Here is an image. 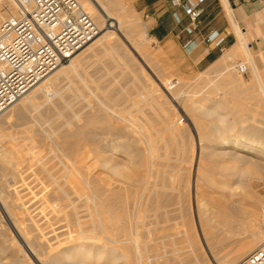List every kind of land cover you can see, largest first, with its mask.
Here are the masks:
<instances>
[{
	"label": "rangeland",
	"instance_id": "1",
	"mask_svg": "<svg viewBox=\"0 0 264 264\" xmlns=\"http://www.w3.org/2000/svg\"><path fill=\"white\" fill-rule=\"evenodd\" d=\"M92 1L94 2L97 9L106 16V26L102 30H100V33L96 34L95 37L105 33L106 30H110V32L113 31V36L116 37L115 40L117 39V43H119V46H117L119 50H117L118 52H116L121 57L119 60L122 61V63L124 62V60H127L126 62L121 64L122 66L125 65L123 66L125 67L124 70L127 73L129 72L131 76L134 74L135 76L133 75V77H135L136 81L138 80V83H142L145 85L147 84L148 87L152 86L150 88H152V91L157 94L159 100H161L162 102L161 108L159 110H163L164 112L160 111L161 116L159 118H157L158 116H152L155 122L151 123V125L148 126V130L149 134H151V138L153 139L155 137V139L153 140L160 144V150L167 149L171 153V155L168 154L170 159L169 157L167 158L170 161L172 168L174 167L175 173L178 175L176 179V185L178 187L177 192H179V195L176 194L175 196H173L172 198L174 199L171 198V200L168 201L169 204L166 200V202L162 200L160 202V205H162L160 208H158L157 211L153 209H147L148 211L146 210L143 212L142 210L140 212L142 216L141 220L143 219L144 222L142 221L143 226L140 227L138 230V238L140 240V245L144 244V248H146V250H144V248L141 250L143 256H145L144 263L147 264L148 262V264H216L214 262V258L211 255L212 253L215 256V260L218 264H235L243 258V254L245 256L250 251L254 250L257 246L262 245L260 243L264 241V171L261 168V165L264 164V158L262 157V155L253 156L251 153V151L254 150L253 148L256 147L257 149H264V96L261 94L260 88H258L259 86L257 84V81L255 80L254 74L249 67L248 59L243 56L241 62L235 60L233 61L232 65L227 66L226 68H222L219 63L207 66V60L203 61L202 63H198V59L194 57V55L190 54L192 48L191 43L180 44L176 41V43H171L168 46H162L159 41L154 40L150 36L148 29L150 19L146 16L144 6L151 0H110L113 4H115L121 9L122 7H124L123 10H121L116 16H114V18H109L103 12L100 5L95 0ZM126 2H128V5H126ZM118 15L124 16L122 24L118 23ZM144 25L147 26L148 37H143V44L137 43L133 39L131 31L139 30ZM109 37L112 38V35ZM114 37L112 39H114ZM117 54L113 57L114 59H118L119 56ZM92 58L95 59V57ZM101 62V60L94 61V64H92V62H86V65L88 63L93 66H86L88 68L91 67V70H89L90 68H83L82 74L84 76H87V78L90 79L91 77V79L93 78L92 80H94L97 76V72L95 71V68H97L96 64L99 67V64H101ZM257 62L262 67V72L264 73V52H260L258 54ZM68 63H66L65 65H67ZM240 63H247V71L245 73H242L238 70L237 65ZM65 65H59L54 70H57ZM95 72L96 74H94ZM142 75L144 76L142 77ZM231 76H234L233 79ZM92 80L91 82L93 84H88H90L91 86L93 85L92 87H95V81ZM226 80H230V84H222L224 82H227ZM63 82H65V85L67 84L68 88L69 86L71 87L69 88L71 89V91L69 92H72L74 88L76 89L79 84V81L76 80V78L72 77L71 80L70 78H66ZM215 82L219 84V88H215ZM132 83L133 82H130L128 83V85L131 86ZM226 86L228 87V89L226 88ZM57 88L58 87L54 89L51 88V92H49L50 94L49 96H47L48 98H43V101L41 100L38 102L39 107H36V105L35 107L39 108L40 110L44 107V105L48 103L46 101H49L50 97L51 100H53V96H61L64 89L63 87H59L60 90H58ZM225 88L228 90L227 92ZM223 91L226 94H224ZM70 95L72 94H68V97L66 96V98H64V100L60 103V109L62 108V114L58 115L60 112L59 111L58 114L55 115L57 117L53 116L52 118H47V115H45L43 111L40 112L34 110V112L32 111V113L34 114L32 115L33 117L24 120L22 119V121L21 119L20 121L14 119L12 120V123L14 122L13 124H8L7 129L11 139L7 138L6 142H3L4 144L1 143L2 146L7 148V146L10 145L8 147L12 148L15 151H20L21 149L20 154L19 152L16 153L17 157L20 158L28 155V157H26L27 161H31V159L36 161H34L35 163H27V161H24L19 164V171H22L20 172L22 174H20V176L17 178L18 180L13 179L10 175L7 178V180L11 183L10 184L8 182L9 184L7 189H12L11 191L13 192L9 195L10 197L12 196L13 201H9L10 203H8L10 206L7 207L8 211H11L10 213L12 217V213L14 214V218L11 217V219L14 221L15 216L18 215L20 219L18 218V216L16 217V219L20 221L21 227L24 225L22 228H25L27 226L31 218L32 220H36V218L38 219L35 222H37L38 226H40L41 229L46 232L45 234H43L44 242L42 246L39 247L40 249L38 248L41 253L39 252V255L38 253L36 254L37 258L43 256L44 260L42 258L39 259L41 263H49V257L52 255L55 257V264H140L135 259L136 252L132 251L134 247H131V245L129 244H122L125 247L127 245V248L125 249V247L121 246V244H114L113 242L111 243L109 242V240L105 239L106 237L102 234V232L99 231L96 226L93 213L90 211L91 209L86 206V202L84 203L86 199L79 200L78 198H74V200L71 201L70 199L63 198L62 201H57V203L60 202L59 204L63 205V207L58 209L50 205H47V207L45 206V204H48L49 202H56L55 199H49L52 198L51 195H48L46 194L47 192H45L46 189H48L47 186L50 184L49 182L51 181V179H49L50 175L54 174V172H52L53 169L55 171L56 168L57 172H59L58 170L60 169L59 174L61 176L63 173H65L66 170L63 168L62 164L56 165L57 167H55L54 165L53 167L51 161H48L49 158L51 160L56 158V156L54 155L56 151H51V147L48 146L47 141H43V138L41 139V137L38 136L35 128L38 126L37 129H39V126H41V124H44L43 126H41L40 130H55L57 128V124L59 126V123L66 124L67 120L71 122L72 119H75L76 116L78 119L79 112L77 110H79L80 100L72 95V97H75L76 101L78 100V102H76L70 97ZM74 107L78 109L76 110ZM76 112L77 115L75 116ZM64 114H66V116ZM68 114L74 117L72 118ZM162 114L164 115V118L162 117ZM67 116H69L71 119H67ZM36 118L38 119V122L36 121ZM1 119L2 117L0 116V121ZM57 119L58 121H55ZM60 119L65 121L63 122ZM170 119L174 121L170 123ZM39 120L41 121V123ZM68 121L67 123H69ZM166 123L168 125L165 127ZM99 125L100 123H94L93 125H91V127H99ZM175 125L177 126L176 128ZM31 126L32 128H30ZM155 126L157 128L160 126V130L157 131ZM165 129H168L170 131V134L173 135L167 133L168 130ZM155 130L158 133L155 132ZM152 134H154V136ZM37 136L38 138H40L38 139ZM96 136L93 138L87 137L89 140H87L86 137H83V141L90 144L89 147H87L89 149V154L87 153L89 156L87 155L85 157L84 155V157L82 156L83 161L81 160V162L85 163V166H87L85 167V172H91L89 174L100 176H103V173H106L108 175V178L111 177L109 179V182L111 183L110 186H120L122 184L123 186L126 185V190H128V192L126 191L127 193L125 192L126 195H124L125 201H127L126 205L128 207H132V201L130 200L132 196L131 192L135 187V182L131 180L129 181L127 178L123 177V175L115 174L114 171H112L113 169L111 167L113 163L115 164L118 161L119 163H122L124 157L120 156V158H118L115 162L116 156L113 155V157H111L112 155H109V150H104L103 148L101 149L99 147L100 143H98L96 140L98 137L96 138ZM171 136L173 137V139H171ZM222 139H225L229 143L221 144L220 142ZM233 142L235 143V145H230V143ZM38 143L40 144L38 145ZM43 143L47 146L43 147ZM237 143H244V146H236ZM33 144L36 146L34 148L35 150L41 149V153H44L43 155L45 157H42L41 160H47V162H44L45 164L43 163L44 167H46L45 171L44 169L42 170L40 167H36L39 165L38 163L42 161L36 159L34 155H32L33 153H31V149ZM245 145H247L248 148L245 147ZM229 146H232L233 150L231 152L226 151ZM44 148H46V150H43ZM90 148L92 151H90ZM82 149V151L86 150V148L84 150V147ZM171 149L176 151L173 152ZM103 151L105 153H103ZM31 156L33 158L30 159L29 157ZM106 156L110 157V161H113L111 162L112 164L110 163V161L108 162V165L106 166L108 169L104 166L106 164H104L103 161V158H105ZM93 157H95L96 159H94ZM99 158H101V161ZM113 158L115 160H113ZM215 160L218 162L216 163ZM33 163L34 165H32ZM50 164V167H53L51 171H49L50 168L48 167V165ZM218 164L223 166V168H221V166ZM60 165L62 167H60ZM58 167L60 168L58 169ZM240 169H245V171ZM30 174L31 177H29ZM47 175L49 178L47 177ZM54 175L56 176L58 175V173ZM32 176L35 177L33 178ZM114 176L116 177V179H114ZM76 182H78V179L76 180ZM46 183L49 184L46 185ZM65 184L66 183H64V185ZM137 184L139 185L140 183L137 182ZM9 185L11 186V189ZM84 186L85 185H83L82 187ZM16 190H18V193L16 192ZM41 190H43L45 193L43 191L41 192ZM38 195H43L44 201H42V196L40 198ZM127 195L128 197L131 195L130 198H128ZM126 197L128 200H130L128 201ZM46 198L48 200L45 202ZM144 201L145 199H143L142 205L144 204ZM15 202L16 204H14ZM20 206H22V208H19ZM49 206L52 208H50ZM239 206L240 208H243V211L240 210V213H238L239 217L234 216V218H231L232 223H229L231 224V227H227L224 223L226 217L220 215V212L224 211L225 213L226 210L225 214H230L229 212H232L231 210H233V208L234 210L236 208L235 211H239L237 210ZM49 208L51 210H49ZM52 209H55V212H52ZM59 209L60 211L58 212ZM199 210L206 212V215L202 217L203 219H207L208 223L215 225V228L212 231V234H214L211 235L212 242L211 244L209 243V245L206 241L203 231L201 230L202 228L200 226ZM9 212L8 214L10 215ZM52 214L55 216V218L54 216L52 217ZM22 218H26V221L24 220V222H21L23 221ZM84 223L90 225V228H88L87 225L86 227ZM170 224L173 226V228ZM191 224L195 226L196 230ZM161 227H163V229ZM129 231L125 232V234L123 235L115 234L114 236H127L131 232ZM255 232L260 233L259 238L255 240V245L251 247V249L248 248L247 251H244V253L242 252L240 254V256L242 255L240 258L239 256L232 257L230 259L227 258L229 260L225 262V258L233 252L232 249H234L233 247H235V244L233 243L240 239L247 240L248 237H250V235ZM196 238L198 239L194 241V239ZM17 240L18 239L16 238V233L8 223L6 217H4V210L0 208V264H38L33 259H30L29 261V258H23L26 256H23L22 253L19 252V244L15 245ZM13 241H15V244ZM210 245H212V248ZM117 247H119L120 249ZM218 247L221 248V253H219V255L217 254L216 250ZM52 252L54 254H52ZM128 252H130L132 256L130 255L129 257L128 255L130 253L127 255ZM156 254L159 257H157ZM20 256H22V259L19 258ZM150 258L154 261H152Z\"/></svg>",
	"mask_w": 264,
	"mask_h": 264
},
{
	"label": "bare ground",
	"instance_id": "2",
	"mask_svg": "<svg viewBox=\"0 0 264 264\" xmlns=\"http://www.w3.org/2000/svg\"><path fill=\"white\" fill-rule=\"evenodd\" d=\"M95 1L100 5V7L102 8L103 12L109 18H114V16H116L124 8V7H122V9H121V8L117 7L115 4H113L111 2L112 0L111 1L110 0H95ZM78 2L81 5V7L83 8V10L86 11L90 16L93 17L94 23H95V28L97 29L96 34L100 33V30H102L106 26V16L97 9V7L95 6V4H94V2L92 0H78ZM126 3H127L126 5H128V2H126ZM124 6H125V4H124ZM18 13H19L18 0H0V24L5 19H7L9 17H12V16H15ZM123 19H124V16L118 15V23L119 24L123 23ZM112 32H110V30H108V31L106 30L105 33H103V34H101L100 36H97V37H95V35H96L95 34L93 38H91L84 46H82L78 51H76L72 55V57L70 58V61H69V63L67 65L64 64L65 66H62L61 68H59L57 70H54L55 69L54 68L52 70L53 72L50 71L47 75H45L43 78H41L33 87H31L21 97V99H19L18 102H15V104H13L11 107H9L6 111H4L0 115L2 117V119L0 121V208H2L4 210V217H6L8 223L10 224V226L12 227L14 232L16 233V238L18 239L17 240L18 243L16 241V244H15V241H13L14 244L15 245L19 244V247H20L19 252L22 253L23 256H26V257H23V258H26V259L29 258L28 259L29 261H30V259H33L38 264H44V263H41V261L39 260L40 258H42L44 260L43 256L42 257L40 256V258H37L36 254L38 253V255H39L41 253L38 250V248L42 246V244L44 242L43 241L44 240L43 239V234H45L46 232L43 229H41L40 226H38L37 222H35L36 220H38L36 217H35L36 220H32V218H31V220L29 219L30 222L27 224V226L25 228H22L24 225L21 227L20 226V221L18 219H16V217L18 215L15 216V219L13 221L11 219V217H12L11 213H10L11 211L9 212L8 209H7V207L10 206L9 205V203H10L9 201H11V202L13 201L12 196L11 197L9 196L11 193H13L11 191L12 190L11 186L9 185L11 190L7 189L8 184L10 183L7 180V178L10 175L13 179L18 180L17 178L20 176V174H22V173H20L22 171H19V164H21L24 161L26 162L27 161L26 157H28V155L27 156H23V154H22L23 157L19 158V157L16 156V153L19 152V154H20L21 149H20V151H18V150L15 151L12 148L8 147L10 145H8L7 148H5V147L2 146L1 143L6 142L7 138H10L7 128H8V124L9 123L10 124L14 123V122L12 123V120H14V119H16L17 121L18 120L20 121V119H21V121H22V119L24 120V119H28L30 117H33L32 115H34V114L32 113V111L34 112V110L35 111H40V112L43 111V113H45V115H47V118L48 117L52 118L53 116L58 114L59 111L60 112H59L58 115H61L62 114L61 113V109L62 108L60 109V103L64 100V98H66V96L68 94H72L73 96H75L77 99L80 100L79 110H77L78 108L76 109V107L78 105L76 107H74L79 112L78 119H77V116H76L77 115V112H76L75 119H72V121L69 122L67 119L72 117V115L70 116L68 114L70 117L67 116L68 118L66 117L67 118L66 120L69 123H67V121H66V124H60L59 123V126L57 124V128L55 130L54 129H50L51 132L48 131L49 130L48 128H47L48 130H46V131L44 129L40 130L41 126H43L44 124L43 125L41 124V126H39V129H37L38 126L35 128L36 129V133L38 134V136H40L41 139L43 138V141L44 140L47 141L48 146L51 147V151H53V152L56 151L54 153L56 158H54L52 160L49 158L48 161H51V164H52L53 167H54V165H55V167H57L56 165L62 164L63 168L66 170L65 171L66 174L63 173L64 176L62 174V176H63L62 177L59 174V172H60L59 168L62 167L61 165H60V167H58V169H59L58 171L59 172L56 171V168H55V171H56L55 172L53 167L52 168L50 167L51 164L48 165V167L50 168L49 171H51V169H53L52 172H54V174L58 173V175L55 176L54 174H51L50 178L47 175V177L49 179H51V181L49 180L50 181L49 183L51 185L48 183L50 185L49 186L46 183V185H48L47 186L48 189H46L45 192H47L46 194H48V195L50 194L51 195L52 198L48 197L49 199H55L56 202L53 201L54 202V203L52 202L53 204L51 202H49L48 204H45L46 207H47V205L55 207L56 209L63 207L62 204H59L60 202L57 203L58 200L62 201L63 198L70 199L71 201H73L74 198H78L79 200H81V199L85 200L86 199L85 201L84 200L83 201H84V203L86 202V204H87L86 206L91 209L90 211L93 213V217H94V221L96 222V226L99 229V231L102 232V234L106 237V238L105 237L104 238L109 240V242H111V243L113 242L114 244L115 243L116 244H121V246H124L125 244L131 245V247H134V249L131 248L132 251L136 252V258L135 259L140 264H145L144 263V261H145L144 257L145 256H143V254L141 252V250L144 248L145 245L141 244L143 246L142 247L140 245V240L138 238V230H139L140 227L143 226L142 221L144 222L143 219L141 220L142 216H141L140 212L142 210L144 212L147 209H153V210L157 211L158 208H160L161 205H162V204L160 205V202L162 200H164V201L166 200L167 203H168V201L171 200V198L173 196H175L176 194L179 195V192H177L178 191V189H177L178 187L176 185V179H177L178 175L175 173L174 167L172 168V165L170 164V161L167 158V157H169L168 154L171 155V153L167 149L160 150V146H159L160 144H158V142L153 140V139H155V137L153 139L151 138V134H149V130H148V126L151 125V123L155 122V120H153L152 116L153 115L154 116H158L157 118H159L161 116V112L163 110L161 111L159 109L161 108V103L162 102H161V100H159V97L157 96V94L152 91V88H150L152 86L148 87L147 84L145 85V84H142V83H138V80L136 81L135 77H133V75H134L133 73H132L133 75L131 76L129 72L127 73L124 70L125 67H123V66H125V65L122 66L121 64H123L127 60H124L123 63H122V61L119 60L121 57L116 53V52H118L117 50H119V48H117V46H119L118 45L119 43H117L118 42L117 39L115 40L116 37L113 36L114 32L113 33ZM131 34H132V37L135 40V42L141 43V44H143V41H144V40H142L143 37H148L147 36L148 35L147 34V28H146L145 25L143 27H141L139 30L131 31ZM111 35H112V38L114 37V39L109 37ZM238 47H239V45H238ZM116 54L119 56L118 59H114L113 58ZM92 57H95V59H93ZM96 60H101L102 62H101V64H99V67L96 64L97 68H95L96 69L95 71L97 72V76H96V78L94 80H92L93 78L91 79V77H90V79H89V78H87V76H84L82 74V70H83V68L84 69H86V68L89 69L90 68L89 70H91V67L88 68L86 66H89V65L93 66V65L88 64V63L86 65V62H89V63L92 62V64H94L93 62L96 61ZM84 64H85V66H84ZM242 64L246 65L247 63H240L238 65H242ZM229 65L226 64V67L229 66ZM252 68H253L252 72L254 74V78L257 81V84L259 86L258 88H260L261 94L264 96V82L261 80L256 68L254 66ZM96 72L94 74H96ZM85 73H86V71H85ZM233 74H235V73H233ZM70 76L72 78H76V80L79 81V84H78L77 88L76 89L72 88L73 89L72 92H69V91H71V89H69L71 87L69 86V88H68L67 84L65 85L64 84L65 82H63L66 78H70V80H71ZM89 76H91V75H89ZM143 76L144 75H142V77ZM233 77H232V79H233ZM91 80L95 81V85H94L95 87H92L93 85L91 86L90 84H88V83H92ZM130 82H133L131 84V86L128 85V83H130ZM196 84H198V83H196ZM209 84H211V83H209ZM222 84H224V85L230 84V80H228L227 82H224ZM56 87H58L57 88L58 90H60L59 87H63L64 90H63L62 95L61 96L60 95L53 96V100H51V97H50L49 101L48 100L46 101L48 103L47 104L45 103L46 105H44L43 108H41L40 110H39V108H36V107H39V105H38L39 101H41L43 98L49 96V94H50L49 92H51V88L54 89ZM215 88H219V84L216 83V82H215ZM226 88L228 89L227 86H226ZM226 88H225V90L227 92L228 90ZM224 94H226V93L224 92ZM72 95H70V97L73 100L76 101L75 97H72ZM187 96H189V95H187ZM76 102H78V100ZM35 105H36V107H35ZM40 106H42V105H40ZM209 113H211V112H209ZM64 115L66 116V114H64ZM55 117H57V116H55ZM162 117L164 118V115ZM60 118H62V117H60ZM171 118H173V117H171ZM37 120L38 119L36 118V121ZM60 120H62V119H60ZM174 120H175V118H174ZM55 121H58V119L55 120ZM173 121L171 119L169 120L170 123L173 122ZM37 122H36V124H37ZM40 123H41V121H40ZM94 123L95 124L96 123H98V124L100 123L99 127H91V125H93ZM163 125H164V123H163ZM167 125L168 124L166 123L165 127ZM178 125H179V123H178ZM159 127L157 128L155 126L157 131L160 130ZM176 127L177 126L175 125V128ZM30 128H32V126ZM165 130H168V129H165ZM157 131L155 130V132H157ZM167 133L170 134V131L168 130ZM97 134H99V135H97ZM152 135L154 136V134H152ZM170 135H173V134H170ZM38 136H37V138H38ZM95 136H96V138L97 137L99 138V140H98V138L96 140H97L98 143H100L99 147L101 149L103 148L104 150L105 149L109 150L110 151L109 155L110 156L112 155L111 157H113V155L116 156V160L114 159L115 157L113 158V160H115V162L117 161L118 158H120V156L124 157V160H123L122 163H119V161H118L115 164L113 163V165H111L112 164L111 162H113V161H110V157H108V156L103 158L104 159L103 161H104V164H106V165H104L105 167L108 165V162L110 161L111 164L110 163L109 164L111 165V167L113 169L112 171H114L115 174L123 175V177L127 178L129 181L131 180V181L135 182V184H134L135 187L133 188V191L131 192L132 196L130 195L131 196V200L129 199L130 201H132V203H131L132 207H128L126 205L127 201H125V196H124V195H126L125 192L126 191L128 192V190H126V188H127L126 185L123 186V184H122L120 186L119 185L110 186L111 183L109 182L110 181L109 179L111 177L108 178V175L106 173H103V176L102 175L100 176V175L89 174L91 172H89V173L85 172V167H87V166H85V163L81 162V160H82V156L84 157V155H85V157H86L89 154L88 153L89 149L87 147H89L90 144L87 143V142H84L83 141V137H86V139L89 140L87 137L93 138ZM219 137H221V136H219ZM91 138H90V140H91ZM174 138H175V136H174ZM171 139H173V137ZM167 140H170V139H167ZM35 142H37V141H35ZM40 142H41V140H40ZM44 143H46V142H44ZM44 143H43V145H44ZM220 143L221 144H225V143H229V142L226 141L225 139H222ZM261 143H263V142H261ZM39 144L40 143H38V145ZM243 144H238L237 143L236 146H239V147L240 146H244ZM230 145H235V143L234 142L230 143ZM247 145H245V147H247ZM45 146H47V145H44L43 147H45ZM35 147L36 146L33 144L32 145V149H31L32 150L31 153H33L32 155H34V157L36 159L41 160L42 157H45L43 155L44 153L43 154L41 153L42 152L41 149L35 150L34 149ZM83 147H84V150L86 148L85 151H82ZM253 149L254 150L251 149L252 150L251 153H252L253 156L262 155V157L264 158V149L263 150L261 148L257 149V147L253 148ZM43 150H46V148H44ZM171 150L173 152L176 151V150H173V149H171ZM232 150H233L232 146H229L226 151L227 152H231ZM90 151H92L91 148H90ZM25 153H27V152H25ZM103 153H105V152L103 151ZM29 158L31 159L33 157L31 156ZM93 158L96 159L95 157H93ZM99 159L101 161V158H99ZM169 159H170V157H169ZM34 161L35 160L31 159V161H27V163L28 162L32 163ZM41 161L42 162L38 163L40 166L38 165L36 167H40L42 170L44 169V171H45L46 167H44V164H45L44 162H47V160L46 161L41 160ZM215 162L217 163L218 161L215 160ZM34 163L32 165H34ZM191 163H193V162H191ZM218 165H220V164H218ZM36 167H34V168H36ZM48 167H47V169H48ZM108 167H110V166H108ZM216 167H218V166H216ZM221 168H223V166H221ZM221 168H219V169H221ZM261 168L264 171V164L261 165ZM103 170H105V169H103ZM240 170H244L245 171V169H240ZM35 171H36V169H35ZM91 171H93V170H91ZM31 172H32V170H31ZM24 176H25V174H24ZM29 177H31V174H30ZM77 179H78V182H76ZM114 179H116V177ZM117 179H119V178H117ZM30 180H33V179H30ZM34 182H35V180H34ZM137 182L140 183V184L138 185ZM185 182H186V180H185ZM64 183H66L65 184L66 186L64 185ZM67 183H68V185H67ZM29 184H30V182H29ZM124 184H126V183H124ZM83 185H85V186L82 187ZM14 187H15V185H14ZM128 187H129V185H128ZM186 187H188V186H186ZM18 188H20V187H18ZM234 188H235V186H234ZM15 189H17V188H15ZM17 191L18 190H16V192ZM32 191H33V189H32ZM42 191L43 190H41V192ZM17 193H16V195H17ZM14 195H15V192H14ZM30 195H31V193H30ZM41 196H42V201H44L43 200V195H41ZM41 196H39V197L41 198ZM130 196L128 197V195H127L128 198H130ZM127 197H126V199H127ZM132 198H133V200H132ZM143 199H145V201H144V204L142 205ZM172 199H174V198H172ZM176 199H177V197H176ZM47 200L48 199L46 198L45 202ZM39 201H41V200H39ZM71 203H73V202H71ZM14 204H16V202ZM72 205H74V204H72ZM22 206H20L19 208H22ZM30 206H32V205H30ZM52 207H50V208H52ZM50 208H49V210H51ZM244 208H245V206H244ZM242 209L243 208H240V206H239V208H237V210H239V211H235L236 208H235V210L233 208L234 212H233V210L229 209V210L232 211V212H229L230 214H225L226 210H225V213H224V211L220 212L221 213L220 215H223V217H226V220H224V223L226 224L227 227L231 225L229 223H232L231 218H234V216L235 217L236 216L239 217L238 213H240V210L243 211ZM54 210L52 212H55ZM74 210H76V209H74ZM74 210H72V211H74ZM42 211H45V210H42ZM59 211H60V209L58 210V212ZM199 211H200L199 212V215H200V226L202 228L201 230L203 231L204 236L206 238V241H207V243L209 245V243L211 244V242H212V236L211 235L214 234V233L212 234V231L215 228V225H212V224L208 223L207 219L205 220V219L202 218V217H204V215H206V212L201 211V210H199ZM8 212L10 213V215L8 214ZM56 213H54V214H56ZM38 214H40V213H38ZM46 214H49V213H46ZM164 214H165V212H164ZM12 215H13L12 218H14V214L13 213H12ZM150 215H152V214H150ZM53 216L54 215L52 214V217ZM18 218H19V216H18ZM54 218H55V216H54ZM25 219L22 218L23 221H21V222H24ZM92 224H93V222H92ZM84 225L86 226L87 224L84 223ZM150 225H151V223H150ZM191 225H193V224H191ZM191 225H190V227H191ZM87 226H88V228H90L89 227L90 225H87ZM39 227H40V229H39ZM193 227L195 229L194 225H193ZM57 228H58V226H57ZM161 228L163 229V227H161ZM172 228H173V226H172ZM189 229H192V228H189ZM128 231L130 232V234L128 233L129 235H127V236H123V237L114 236L115 234L123 235V234H125V232H128ZM83 233H85V232H83ZM52 236H54V235H52ZM259 236H260V233H256V232L252 233L250 235V238L246 242H244L243 245L241 244L239 250L237 249L238 251L237 252L235 251V253L233 254V257H238L239 256V258H240L242 256V255L240 256V254L242 252L244 253V251H247L248 248L251 249V247H253L255 245V240L257 238H259ZM54 239H56V238H54ZM197 239L198 238L194 239V241L197 240ZM213 239H214V237H213ZM50 244H51V242H50ZM67 244H68V242H67ZM70 244H71V242H70ZM122 244H124V245H122ZM190 244H191V242H190ZM260 244L264 245V241L261 242ZM177 245H178V243H177ZM258 245H259V243H258ZM118 246H120V245H118ZM210 246L212 248V245H210ZM19 247H18V249H19ZM117 248H119V247H117ZM126 248H127V245H126L125 249ZM127 250H125V251H127ZM144 250H146V248H144ZM155 250H157V249H155ZM59 251H60V249H59ZM150 251H151V249H150ZM198 251H200V250H198ZM63 252H65V251H63ZM182 252H181V254H182ZM129 253L130 252H128L127 255ZM52 254H54V253L52 252ZM123 254H125V253H123ZM248 254H246V255H248ZM130 255H131V253L128 256L130 257ZM245 256L243 254L242 257L244 258ZM157 257H159V256L157 255ZM19 258L22 259V256H20ZM133 259H134V257H133ZM54 260H55V257L51 255L49 257V260H48L49 263H45V264H55ZM237 260H238V258H237ZM59 261H60V259H59ZM152 261H154V260H152ZM166 262H167V260H166ZM182 262H184V261H182ZM153 263H155V262H153ZM147 264H148V262H147Z\"/></svg>",
	"mask_w": 264,
	"mask_h": 264
},
{
	"label": "built area",
	"instance_id": "3",
	"mask_svg": "<svg viewBox=\"0 0 264 264\" xmlns=\"http://www.w3.org/2000/svg\"><path fill=\"white\" fill-rule=\"evenodd\" d=\"M202 1L182 2L191 21L188 33L197 26ZM18 7L17 15L0 24V115L50 71L68 63L97 31L78 0H18ZM237 67L247 71L244 64ZM235 264H264V245Z\"/></svg>",
	"mask_w": 264,
	"mask_h": 264
},
{
	"label": "crops",
	"instance_id": "4",
	"mask_svg": "<svg viewBox=\"0 0 264 264\" xmlns=\"http://www.w3.org/2000/svg\"><path fill=\"white\" fill-rule=\"evenodd\" d=\"M184 1L151 0L144 6L150 19V36L162 46L189 41L192 44L190 54L198 59V63L207 60V66L219 63L226 68V64L232 65L235 60L241 62L244 56L250 69L254 66L264 82L262 67L257 62L258 54L264 52V0H203L197 26L191 33L186 31L191 21L182 6ZM211 36H215L214 40H209ZM221 37L223 41L217 43ZM247 240L235 241L233 252L225 262ZM220 249H216L218 255Z\"/></svg>",
	"mask_w": 264,
	"mask_h": 264
}]
</instances>
